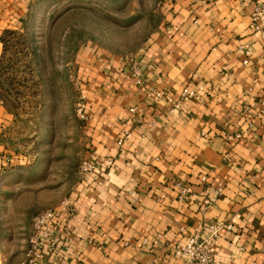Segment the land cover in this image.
I'll return each instance as SVG.
<instances>
[{"label":"crops","instance_id":"crops-1","mask_svg":"<svg viewBox=\"0 0 264 264\" xmlns=\"http://www.w3.org/2000/svg\"><path fill=\"white\" fill-rule=\"evenodd\" d=\"M36 1L0 0V62L4 33ZM162 14L131 56L95 45L75 54L86 114L79 157L98 172L78 175L66 194L72 214L59 216L60 242L44 246L45 264H183L173 246L234 215L233 229L219 233L216 264H264V0H168ZM186 86L204 91L179 101ZM152 91L179 109L169 112ZM14 120L0 100V188L23 159L11 147ZM175 181L191 189L182 201ZM30 227L21 246L13 231L0 235V264H25Z\"/></svg>","mask_w":264,"mask_h":264},{"label":"rangeland","instance_id":"rangeland-1","mask_svg":"<svg viewBox=\"0 0 264 264\" xmlns=\"http://www.w3.org/2000/svg\"><path fill=\"white\" fill-rule=\"evenodd\" d=\"M168 0H38L4 35L0 100L15 118L22 157L0 188V235L26 238L33 216L54 209L78 178L80 122L74 57L95 45L131 56L160 24Z\"/></svg>","mask_w":264,"mask_h":264},{"label":"built area","instance_id":"built-area-1","mask_svg":"<svg viewBox=\"0 0 264 264\" xmlns=\"http://www.w3.org/2000/svg\"><path fill=\"white\" fill-rule=\"evenodd\" d=\"M194 1H207L213 2L215 0H194ZM262 12V8L259 4L254 7L251 15V20L255 31L259 30L257 21L259 15ZM132 75L135 79V83L138 85L144 84L140 72L135 67L132 69ZM74 86L78 90V102L76 105V116L79 121L86 120V114L84 109V97L80 92L79 81L77 77L73 80ZM202 86L192 88L186 86L180 93L179 101H186L193 99L198 93L203 92ZM164 97L165 95L159 91H152L148 96ZM166 102L169 104V112H175L180 107V102L175 100L172 96H165ZM124 135L119 138L117 143L121 144ZM240 135H229L227 140L230 142L235 141ZM264 138V135H263ZM111 159H106V165L111 166ZM98 166L88 160H82L79 164L78 173L81 176L97 175ZM200 182H205V177H200ZM174 187L178 192V199L182 201L187 195L191 193V189L188 185L175 181ZM208 189H204L206 192ZM204 206L209 205V200H203ZM71 215L72 208L67 199L62 201L54 209H48L35 214L31 221L30 232L27 239V245L24 250L25 264H45L43 248L47 244L50 247L56 246L60 242V236L57 230L60 215ZM239 215H234L229 221H217L208 225H198L193 233L187 238L186 242L182 245H175L171 248L170 253L177 259L183 260V264H216L215 262V245L221 231H231L235 225Z\"/></svg>","mask_w":264,"mask_h":264},{"label":"trees","instance_id":"trees-1","mask_svg":"<svg viewBox=\"0 0 264 264\" xmlns=\"http://www.w3.org/2000/svg\"><path fill=\"white\" fill-rule=\"evenodd\" d=\"M8 31H6L5 33H4V35L7 33ZM2 41H3V44H4V36H3V38H2Z\"/></svg>","mask_w":264,"mask_h":264}]
</instances>
